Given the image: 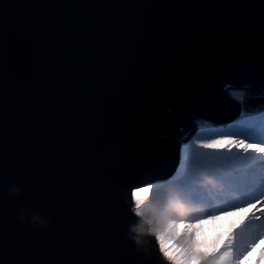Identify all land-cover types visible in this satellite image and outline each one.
Here are the masks:
<instances>
[{"label": "water", "instance_id": "95a60500", "mask_svg": "<svg viewBox=\"0 0 264 264\" xmlns=\"http://www.w3.org/2000/svg\"><path fill=\"white\" fill-rule=\"evenodd\" d=\"M0 41V254L10 264H162L152 238H132L138 218L121 188L178 165L175 138L190 135L187 113L201 106L194 78L216 109L217 76L257 79L264 0H0ZM254 100L236 102L255 110ZM133 105L140 129L129 127ZM114 131L128 142L119 167L104 158ZM154 157L156 169L138 175ZM11 186L23 193L16 204L49 212L52 231L20 225Z\"/></svg>", "mask_w": 264, "mask_h": 264}, {"label": "snow or ice", "instance_id": "6c2138e0", "mask_svg": "<svg viewBox=\"0 0 264 264\" xmlns=\"http://www.w3.org/2000/svg\"><path fill=\"white\" fill-rule=\"evenodd\" d=\"M72 62L81 65L84 63V57L76 54L73 56ZM206 71L214 72L215 69L206 67ZM257 72L255 81L230 76H217L216 80L219 85L218 109L208 105L202 88L198 87L196 79H193L189 94L198 95L201 106L193 107L187 113L186 119L190 135L180 137L174 145L179 167L175 169V174L171 176V179L155 177L151 180H141L139 183L125 181L120 192L127 193L126 199L129 201L127 212L130 216L131 190L145 185H152L153 191L156 190L157 185L175 186L194 202L204 203L209 215L246 207L250 204L256 206L264 204V152H257L254 148L230 146L217 148L211 146L212 141L229 139L264 148V113L259 109L252 110V107L241 111L236 106L238 98H247L249 95L257 97L260 103L264 105V57L261 58ZM199 75L200 73L197 74V76ZM228 86L234 87L236 92L225 93V88ZM250 87L253 88L252 91H249ZM167 111L172 113L173 107L168 106ZM132 115L133 118L129 121V127L140 129L142 117L135 105H133ZM225 115L227 118H224ZM2 128L3 122L0 118V130ZM127 151L128 142L124 135L119 131H114L110 136V142L104 148V158L107 157L106 160L111 161L112 166L119 167ZM155 160L154 157L151 161L143 162L138 175L156 169ZM194 169L222 171L223 175H215L213 179L229 186L230 190L235 193V198L217 196L216 202H214L205 188L201 186L200 178ZM158 180H164V183H157ZM10 189L18 190L17 194L11 195ZM8 196L14 198L12 202L15 204L16 210L23 214L18 218L20 225L26 227L31 233L41 236L52 231L53 217L43 206L33 202L16 204L15 201L23 196L21 189L16 186L8 188ZM257 216L259 220L256 219ZM28 217H31V223H29ZM33 217L35 219H32ZM262 218H264V212H260L259 215L255 213L248 222L249 224L260 223V221H264ZM249 224H245L242 234L238 230L237 239L233 244L234 250L239 248L240 258L248 256L261 238L258 231L250 228ZM4 229L5 223L0 220V250L6 246L7 242V234ZM101 242L102 238L97 237V243ZM135 251L139 253L136 246ZM0 264H10V262L0 254ZM23 264H31V262H23Z\"/></svg>", "mask_w": 264, "mask_h": 264}, {"label": "clouds", "instance_id": "9594fccd", "mask_svg": "<svg viewBox=\"0 0 264 264\" xmlns=\"http://www.w3.org/2000/svg\"><path fill=\"white\" fill-rule=\"evenodd\" d=\"M211 146L254 148L264 152L257 145L229 139L212 141ZM194 171L214 202L217 196L235 198L229 186L213 179L215 175H223L222 171ZM152 189V185H145L131 190L130 211L138 219L130 232L138 246L147 244L146 238H152L162 264H245V257H239V248L234 250V241L238 230L242 234L249 218L264 210L250 204L209 215L204 203L194 202L175 186L157 185L155 191ZM260 224L264 225V221Z\"/></svg>", "mask_w": 264, "mask_h": 264}, {"label": "rangeland", "instance_id": "374dc122", "mask_svg": "<svg viewBox=\"0 0 264 264\" xmlns=\"http://www.w3.org/2000/svg\"><path fill=\"white\" fill-rule=\"evenodd\" d=\"M256 102V100L252 101V103ZM237 105H239L238 102H236ZM256 109H259L262 113H264V105L260 103V100L255 103ZM241 106V111H244L247 107L246 105H239ZM245 107V108H244ZM182 136L186 137L187 133H184ZM181 136L178 138H175V140H178ZM179 167V162L178 165L175 167L177 169ZM175 169L172 170V173L169 174L166 179H171V176L175 174ZM157 183H164V180L162 181H157ZM185 195V194H184ZM257 209L264 210V204L257 205ZM260 211H257V214L259 215ZM264 219V218H262ZM246 224H249L247 221ZM250 228H254L258 231L260 234V241L257 243L255 248H253L248 256L245 257V264H264V225H261L260 223H255V224H249Z\"/></svg>", "mask_w": 264, "mask_h": 264}, {"label": "trees", "instance_id": "16d2710c", "mask_svg": "<svg viewBox=\"0 0 264 264\" xmlns=\"http://www.w3.org/2000/svg\"><path fill=\"white\" fill-rule=\"evenodd\" d=\"M229 91H231V92H234V93H235V92H236V89H235V88H234V89H229ZM229 91H228V92H229Z\"/></svg>", "mask_w": 264, "mask_h": 264}]
</instances>
